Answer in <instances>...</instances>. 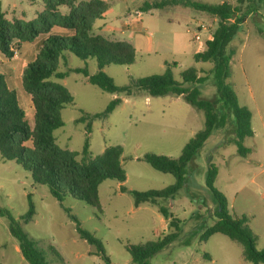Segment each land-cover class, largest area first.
Segmentation results:
<instances>
[{
  "label": "rangeland",
  "instance_id": "374dc122",
  "mask_svg": "<svg viewBox=\"0 0 264 264\" xmlns=\"http://www.w3.org/2000/svg\"><path fill=\"white\" fill-rule=\"evenodd\" d=\"M106 1L113 4L114 12L107 19L94 21V33L105 25L106 29H114L110 35H105L107 38L129 43L133 40L135 50L132 65H109L104 69L117 86L163 74L168 64L177 63L173 67L177 81L182 80L183 71L196 68L199 76L206 78L200 85L202 97L217 100L222 109L225 108L213 73L214 63L194 59L197 52L206 48L207 40L216 29V17L182 5L143 12L139 17H123L127 16V9L135 10L136 15L143 2L136 6L132 0ZM200 1L215 4L228 1L237 5L234 0ZM0 5L10 21H30L44 10L40 1L0 0ZM136 23L141 30L134 37L130 27ZM122 30L126 32L123 34ZM60 31L61 28L54 27L50 34ZM197 35L200 39H196ZM46 36L41 35L32 43L15 45L17 54L12 59L0 55L1 70L9 73L8 83L17 92L31 125L34 124V107L23 89L22 73L28 63L35 60L40 41ZM229 48L234 55L228 83L239 104L252 112L254 136L244 143L250 153L242 157L230 143L233 135L227 127L219 126L198 151L197 168L189 170L185 186L172 198L139 207L134 205L129 191L163 190L176 181L173 175L152 168L143 160L144 155L155 153L178 158L190 139L204 128L203 112L181 96L154 97L145 91L112 94L91 84L82 73L68 72L87 68L90 74L96 73L98 66L93 58L82 60L69 53L67 62H60L58 71L67 72V76L59 81L73 96L74 104L67 105L61 112L64 126L54 132L57 143L62 148L81 152L88 137L94 157L101 155L106 147L121 146V160L127 174L123 186L128 191L122 192L116 180H106L99 186L101 209L72 198L60 203L47 186L33 183L30 172L15 161H4L0 154V209L9 210L18 220L29 210L28 196H32L34 218L22 224L44 249L48 264H135L126 249L127 244L146 243L173 231L170 221L159 211L161 206L180 220L182 230L179 239L153 256L150 264H253L243 259L242 246L227 236L214 234L207 241H201V236L217 221L213 195L206 185L207 158L212 154L218 168L215 189L226 197L231 215L247 217V224L258 236L257 248H264V4L241 25ZM116 97L122 102L107 119H94L90 134L86 130L88 121L76 122L84 114L92 116L103 112ZM231 120L232 124L233 114ZM65 208L71 209L82 227L101 240L109 263L97 252L96 246L79 237ZM0 261L29 264L9 231L8 218L1 214Z\"/></svg>",
  "mask_w": 264,
  "mask_h": 264
},
{
  "label": "trees",
  "instance_id": "16d2710c",
  "mask_svg": "<svg viewBox=\"0 0 264 264\" xmlns=\"http://www.w3.org/2000/svg\"><path fill=\"white\" fill-rule=\"evenodd\" d=\"M27 1H40L44 6L43 12L30 21L8 20L0 5V55L12 59L15 56V45L32 43L41 35H48L40 41L35 60L28 63L22 73L23 89L30 96L34 107V124L31 125L17 92L8 83L9 73L0 67V154L4 161H15L30 172L35 185L47 186L57 201L63 203L67 198H72L101 209L99 186L104 181L116 180L121 184L122 192L128 191L123 186L127 174L121 160V146L106 147L101 155L94 157L90 151L88 137L81 152L62 148L57 143L54 132L64 126L61 112L67 105L74 104L73 96L59 81L67 76V72L58 71L60 62L66 63L69 53L82 60H96L98 71L94 74H90L87 68L69 69L68 72L82 73L91 84L103 91L126 95L145 91L154 97L181 96L205 116L204 128L190 139L178 158L155 153L144 155L143 160L152 168L173 175L176 181L163 190L129 191L136 207L144 203L156 205L159 199L172 198L177 194L187 183L189 170L197 168L198 151L219 126L227 127L228 132L233 135L230 143L237 147L242 157L250 153L244 143L247 138L254 136L252 112L239 104L234 89L228 83L234 55L229 45L247 18L259 12L260 4H264V0H234L237 5L228 1L215 4L199 0H147L139 7L140 12H148L182 5L218 19V25L207 40L206 48L197 52L194 59L196 62L214 63L213 73L218 93L224 100V109L217 100L202 97L200 85L206 78L200 77L196 68L183 71L182 80L177 81L173 73V67H176L177 63L168 64L163 74L133 79L129 85L117 86L104 69L109 65H132L135 62V50L127 41L114 40L94 33V21L102 19L111 8L107 1ZM54 27L70 31L72 34H50ZM121 102L122 99L116 97L103 112L92 116L84 114L76 122L88 121L86 130L87 134H90L93 120L107 119ZM232 114L234 121L231 124ZM226 142L227 139L223 144ZM211 155L207 158L206 185L213 195L217 221L204 231L201 241H207L214 234L225 235L242 246L243 259L246 262L264 264V248H257L258 236L247 224V217L231 215L226 197L214 187L218 168ZM28 198L29 210L18 220L9 210L0 209V214L8 218L9 231L18 241L24 259L29 264H48L44 249L37 240L30 237L22 224L30 223L35 215L32 196L29 195ZM65 211L73 220L79 237L89 245L96 246L97 252L109 263L101 240L82 227L71 209L65 208ZM159 211L170 221L169 225L173 231L146 243L127 244L126 249L135 264H150L153 256L180 237V220L164 206H161ZM206 257L211 259L207 253ZM0 264L3 263L0 261Z\"/></svg>",
  "mask_w": 264,
  "mask_h": 264
},
{
  "label": "crops",
  "instance_id": "0c3cea01",
  "mask_svg": "<svg viewBox=\"0 0 264 264\" xmlns=\"http://www.w3.org/2000/svg\"><path fill=\"white\" fill-rule=\"evenodd\" d=\"M106 1V0H105ZM144 1H147V0H132V3L133 4H136V6H140V4L142 3V2H144ZM200 1V0H199ZM111 4V3H110ZM128 11H127V16L124 14L123 15V17H134V16H132V15H134V11L135 10H130V9H127ZM114 12V8H113V4H111V8L103 15V18L102 19H107L108 17H110V15L112 14ZM134 12V13H133ZM140 12V11H139ZM149 12H152V10L151 11H149ZM140 13H143V12H140ZM123 23V22H122ZM123 25H124V23H123ZM132 25V24H131ZM106 26L104 25L103 26V28H100V29H98L97 31H95L97 34L99 33V34H103V35H110V31H113L111 28H109L108 27V29H106ZM130 30H132V32H133V36L135 37L139 32H140V30H141V28H140V26H139V23H136L135 24V26L133 25V26H131L130 27ZM126 31L125 30H122V32L121 33H125ZM57 34H60V35H70V34H72L70 31H66V30H64V29H62L61 28V31L59 32V33H57ZM48 37V35L45 37V38H47ZM115 37H116V35H115ZM44 38V39H45ZM117 39H119V38H117ZM134 39V38H133ZM119 40H121V39H119ZM125 41V40H124ZM132 41L133 40H130V43H132ZM128 42V41H127ZM203 50V49H202ZM120 184V183H119ZM120 187H121V184H120Z\"/></svg>",
  "mask_w": 264,
  "mask_h": 264
},
{
  "label": "built area",
  "instance_id": "2783aa9c",
  "mask_svg": "<svg viewBox=\"0 0 264 264\" xmlns=\"http://www.w3.org/2000/svg\"><path fill=\"white\" fill-rule=\"evenodd\" d=\"M136 13H137L136 15L134 14V15H132V16H134V17H139L140 12L137 11ZM201 27L204 28V29L206 28L203 24L201 25ZM196 39H200V36L197 35V36H196ZM15 54H17V51H16V50H15ZM263 201H264V198H263Z\"/></svg>",
  "mask_w": 264,
  "mask_h": 264
}]
</instances>
